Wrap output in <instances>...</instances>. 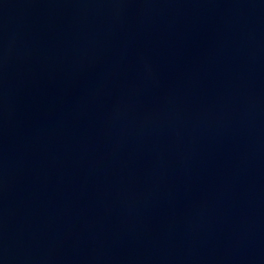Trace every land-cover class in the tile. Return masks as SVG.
<instances>
[{
	"label": "water",
	"instance_id": "1",
	"mask_svg": "<svg viewBox=\"0 0 264 264\" xmlns=\"http://www.w3.org/2000/svg\"><path fill=\"white\" fill-rule=\"evenodd\" d=\"M0 264H264V0H0Z\"/></svg>",
	"mask_w": 264,
	"mask_h": 264
}]
</instances>
